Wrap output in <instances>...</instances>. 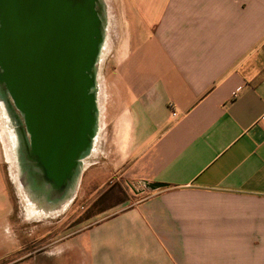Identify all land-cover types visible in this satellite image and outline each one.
Here are the masks:
<instances>
[{
	"label": "crops",
	"instance_id": "crops-1",
	"mask_svg": "<svg viewBox=\"0 0 264 264\" xmlns=\"http://www.w3.org/2000/svg\"><path fill=\"white\" fill-rule=\"evenodd\" d=\"M123 3L126 55L77 195L133 197L18 264H264V0ZM8 207L0 264L37 241Z\"/></svg>",
	"mask_w": 264,
	"mask_h": 264
},
{
	"label": "water",
	"instance_id": "water-1",
	"mask_svg": "<svg viewBox=\"0 0 264 264\" xmlns=\"http://www.w3.org/2000/svg\"><path fill=\"white\" fill-rule=\"evenodd\" d=\"M95 0H0V78L31 134L45 182L66 193L89 149L88 69L98 51ZM74 170V171H73Z\"/></svg>",
	"mask_w": 264,
	"mask_h": 264
},
{
	"label": "rangeland",
	"instance_id": "rangeland-1",
	"mask_svg": "<svg viewBox=\"0 0 264 264\" xmlns=\"http://www.w3.org/2000/svg\"><path fill=\"white\" fill-rule=\"evenodd\" d=\"M100 2L102 16L101 22L98 21L97 24H101L102 28L97 30L96 38L98 39V46L102 47L103 51L99 58L97 78L100 87L99 97L101 102H103L107 90V75L113 70L112 66H118V63H121L126 55L127 30L123 12L124 0H100ZM0 93L4 92L0 90ZM2 95L5 96V94ZM100 127L99 135L95 136H98L97 139L94 142L91 139L89 142L90 147L92 144L100 146L101 142L104 141V130L106 131L107 126ZM30 147L31 134L24 114L7 93L5 97H0V166L4 177L2 178L0 175V213L3 212L5 216L9 213V200L11 205L15 207V215L18 213L19 205L21 228L24 231L26 230V232L29 229L31 231L35 230L37 241H34L35 243L31 244L30 247L28 245L24 252L4 255V264L34 261L35 257L39 256V254L42 255L48 250L46 245L64 238L68 233L76 231L102 216L108 215L109 211L101 212L108 210L112 204L124 202L127 198L133 197L129 188L126 187L124 190L120 187H114L104 192L101 197H98V195H87L86 199H79V195H77V180L76 190L63 192V196L59 200L60 203L52 206V212H50V206L47 205L42 208L33 207V211L37 213V222L31 225L30 228L25 220L29 213L28 210L24 209L19 186L22 185V187L24 186V188L28 189L31 184V178L39 180L36 174L42 173L35 162L37 158L34 159L29 153ZM90 147L84 156H80L79 163H76V167L79 166L78 173H83L86 164L93 156L92 152H90ZM21 166L24 167L21 168ZM34 172L37 173L34 174ZM70 203L71 205H69ZM39 211L42 213L39 214ZM33 214L32 212L31 215ZM1 223L2 221L0 220ZM29 251H31L30 257L28 256Z\"/></svg>",
	"mask_w": 264,
	"mask_h": 264
},
{
	"label": "bare ground",
	"instance_id": "bare-ground-1",
	"mask_svg": "<svg viewBox=\"0 0 264 264\" xmlns=\"http://www.w3.org/2000/svg\"><path fill=\"white\" fill-rule=\"evenodd\" d=\"M95 1L96 2L94 5V8L96 11L95 12L96 18L99 22H101V16H102L101 11H100L101 10L100 8L102 7L101 2H100V0H95ZM102 51H103L102 47L99 48L98 51H97V49H96V51H94V53L90 59V66L88 69V77H89V83H90V87H89L88 92H89L90 102H92V105H93L92 106L93 112L91 111V113H92V115L94 113V115H96V117H97V115H99V109H98L99 81L97 78V74H98V69H99L98 68L99 58H100V54L102 53ZM0 90H2L4 92L2 94H5V96L7 95L6 84L4 83V81L1 80V78H0ZM2 94L0 93V97L1 98L5 97ZM98 129H99V127H98L97 121H95V119L91 118V120H90V131L88 132V135L91 137V139L95 135V130H98ZM125 143H126V141H125ZM87 151H88V149L83 147L81 152L78 154V157L75 158V161L77 164L79 163V158H81L80 156H84ZM75 166H76V164H75ZM23 167L24 166H21V168H23ZM77 167H75V171L73 170L74 172L70 173V176H69V182L68 183L70 185V189H68V190L70 192H73L76 190V184H77V180H78V177L80 174V173H78L79 166H77ZM35 173H37V172H34V174ZM14 174H16V173H14ZM17 176H18V174H17ZM36 176L39 178V180L38 179L33 180L31 178V184H30L28 189L24 188V186L22 187V185H20V186L18 185L20 196L22 198L23 204L26 206L28 213L31 214L33 212L35 216L37 213H35L33 211V207L42 208V207H46L45 205H47V206H50V210H51L50 212H52V210H53L52 206L58 205L60 203L59 200L63 196L62 195L63 190L60 189V186L57 184V181H55L56 183H50V182L48 183V182H44L43 177L41 176L40 173L36 174ZM72 187H75V188H72ZM41 211H39L38 213L41 214L42 213Z\"/></svg>",
	"mask_w": 264,
	"mask_h": 264
},
{
	"label": "built area",
	"instance_id": "built-area-1",
	"mask_svg": "<svg viewBox=\"0 0 264 264\" xmlns=\"http://www.w3.org/2000/svg\"><path fill=\"white\" fill-rule=\"evenodd\" d=\"M173 115H176V113H175V112H173Z\"/></svg>",
	"mask_w": 264,
	"mask_h": 264
}]
</instances>
